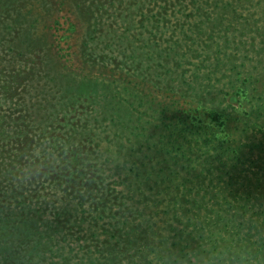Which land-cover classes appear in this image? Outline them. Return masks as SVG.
<instances>
[{
  "label": "rangeland",
  "instance_id": "rangeland-1",
  "mask_svg": "<svg viewBox=\"0 0 264 264\" xmlns=\"http://www.w3.org/2000/svg\"><path fill=\"white\" fill-rule=\"evenodd\" d=\"M1 81L0 134L29 137L4 154L48 199L44 250L5 264L264 261V0H0Z\"/></svg>",
  "mask_w": 264,
  "mask_h": 264
},
{
  "label": "trees",
  "instance_id": "trees-1",
  "mask_svg": "<svg viewBox=\"0 0 264 264\" xmlns=\"http://www.w3.org/2000/svg\"><path fill=\"white\" fill-rule=\"evenodd\" d=\"M5 83L6 82L1 81L0 89L2 88L4 90L7 88L8 85ZM212 116L213 118L217 117L216 114H212ZM8 124L9 122L6 120V118L0 117V131H8L4 126ZM186 128L188 131L192 130L191 128H189V125ZM216 131L223 132L224 129L221 126H217L216 130L213 133L216 134ZM15 133L16 134L13 135L0 134V175H4L3 179L7 180V182L5 181V185L0 184V224L1 222H3V224L6 226L10 224V227L8 226L7 228L0 229V236L5 235L6 232H17V235L12 236V238H7L6 240L0 242V254L5 253V255H3V259L9 257L8 260L5 259L1 262V264H5L7 261H11L12 258V260L16 259L15 255L16 252L19 250L17 249V246L21 245V247H23V245H26L24 243L27 242L26 236L28 234L37 236V239L31 237V239H34L33 242H35V244L27 246L28 249L25 251L28 252V254L26 253V259L28 263H31L34 257H36L37 254L39 255V253H41L36 252L35 254H31L32 250L43 251L45 247V244L42 240L43 233L39 231L38 224H36V221L43 217V212L47 207L48 199H42V194H37L35 199L33 200L29 199L32 198L33 195H26L24 193L25 185L28 180L32 181L37 176L41 177L42 173L38 171L36 165H27L26 168H24V166H17L19 165L18 163L23 162V160H21V156H23L24 154H9L7 157L5 156L7 154H4L9 147L18 144L20 145L22 144L21 141L26 142V140L29 139V137L24 134L23 130H19ZM213 137L214 135H212L211 138H208V140H204V144H208L209 140H212ZM216 138H218L219 140L218 143L223 145V141L220 140L217 134ZM175 145L176 144H172L171 148H175L174 150L178 149L184 152L182 144H179L177 147H175ZM18 147H20V150L23 149L21 146ZM188 150H191V148L188 147ZM4 156L5 158H3ZM27 172H31V175L30 177L25 178ZM80 173V170L78 173L68 171L64 173H57L55 176H52L51 179H56V182L63 181L65 183H68L66 181L69 180L71 181L70 183H74L76 181V177L79 176ZM71 189L72 190H69V193H66L65 195L69 197H77L78 195H83L82 191L76 189L75 187ZM51 194H49V196H51ZM11 198L18 200V202L15 201V204H17L16 207L12 205L13 203H10V201L13 200ZM33 205L36 206L34 207ZM60 216L61 212L59 211L58 214L55 216V219L57 220ZM56 220L52 225H50V227H47V229H49L50 238L53 237L51 233L54 234L59 229V225ZM27 223L32 226V228H30L29 230L22 229L21 227L23 226L24 228V225ZM22 257L23 254L20 255V258ZM41 258L44 259V256H42ZM21 262L22 261H19V264H22Z\"/></svg>",
  "mask_w": 264,
  "mask_h": 264
},
{
  "label": "clouds",
  "instance_id": "clouds-1",
  "mask_svg": "<svg viewBox=\"0 0 264 264\" xmlns=\"http://www.w3.org/2000/svg\"><path fill=\"white\" fill-rule=\"evenodd\" d=\"M31 172H27L25 178L30 177ZM221 257L227 256L226 260H221V264H264V261L257 260L256 257L249 254L247 249H225L218 253Z\"/></svg>",
  "mask_w": 264,
  "mask_h": 264
}]
</instances>
